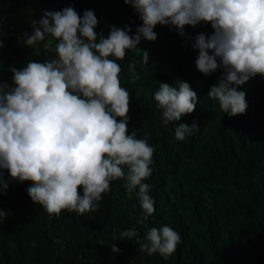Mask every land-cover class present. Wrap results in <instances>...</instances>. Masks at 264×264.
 Here are the masks:
<instances>
[{
  "label": "clouds",
  "instance_id": "clouds-1",
  "mask_svg": "<svg viewBox=\"0 0 264 264\" xmlns=\"http://www.w3.org/2000/svg\"><path fill=\"white\" fill-rule=\"evenodd\" d=\"M123 2L142 22L131 35L127 24L111 26L107 37L98 34L94 12L85 10L81 16L71 6L45 10L38 21H31L33 31L24 33L23 44L32 47L46 41L43 48L54 55L10 67L11 84L0 80V194L8 188L3 173L7 170L12 180L30 182L28 196L49 215L59 217L67 210L84 216L98 211L111 182L121 180L127 192L136 193L143 213L137 223L147 228L155 202L144 181L152 175L155 149L147 142L148 133L141 139L135 129L129 132L131 96L121 86L117 61L142 39L155 41L158 24L174 27L186 39L185 26L211 25L210 34L191 37L198 53L195 66L206 76L221 70L207 96L223 113H246V93L238 86L257 75L264 77V0ZM141 53L147 65L149 53ZM129 68L133 81L138 80L134 65ZM154 100L164 125L191 114L198 103L197 93L185 81L178 87L159 83ZM198 127L195 122L176 124L175 139L183 141ZM6 215L0 209V221ZM133 238L141 251L164 259L182 242L167 225L147 228L142 239L135 228L113 235V240ZM111 249L121 251L115 244Z\"/></svg>",
  "mask_w": 264,
  "mask_h": 264
},
{
  "label": "trees",
  "instance_id": "trees-1",
  "mask_svg": "<svg viewBox=\"0 0 264 264\" xmlns=\"http://www.w3.org/2000/svg\"><path fill=\"white\" fill-rule=\"evenodd\" d=\"M45 2L48 11L71 6L82 16L92 10L98 20L95 31L105 37L113 25H129L131 35L142 23L123 0ZM154 31L155 41L142 39L117 63L121 86L131 96L129 132L135 129L141 139L148 133L147 142L155 149L152 175L144 181L151 186L155 212L145 224L167 225L182 242L164 259L141 251L136 238L113 240L126 229H137L141 239L147 231L137 223L143 216L138 197L127 192L124 181L111 182L98 211L80 216L62 210L57 217L31 201L30 182L12 180L3 170L8 188L0 194V209L7 214L0 221V264H264V77L257 75L238 86L246 93L248 107L245 114L230 117L207 96L221 70L206 76L195 66L198 53L191 37L210 34L211 25L185 26L187 39L167 25L158 24ZM0 40V80L9 84L10 67L54 55L43 48L46 42L39 52L37 45L25 46L23 35L9 24L0 26ZM141 49L149 53L147 65ZM130 64L138 80L133 81ZM179 81L189 83L198 103L191 114L164 125L154 93L159 83L178 87ZM194 122L197 130L183 141L175 139L176 124ZM112 244L121 251L114 253Z\"/></svg>",
  "mask_w": 264,
  "mask_h": 264
},
{
  "label": "rangeland",
  "instance_id": "rangeland-1",
  "mask_svg": "<svg viewBox=\"0 0 264 264\" xmlns=\"http://www.w3.org/2000/svg\"><path fill=\"white\" fill-rule=\"evenodd\" d=\"M3 0L0 1V14L10 12L5 16L4 20L0 21V26L10 25L16 32L22 34H31L33 29L31 27L32 20H39L45 10H48L45 0ZM46 42V41H45ZM40 48V44L37 45ZM35 48V46H32ZM39 52V50H38Z\"/></svg>",
  "mask_w": 264,
  "mask_h": 264
},
{
  "label": "water",
  "instance_id": "water-1",
  "mask_svg": "<svg viewBox=\"0 0 264 264\" xmlns=\"http://www.w3.org/2000/svg\"><path fill=\"white\" fill-rule=\"evenodd\" d=\"M32 0L28 2V5L31 3ZM10 12H4L0 14V21L4 20L5 16L8 15Z\"/></svg>",
  "mask_w": 264,
  "mask_h": 264
}]
</instances>
